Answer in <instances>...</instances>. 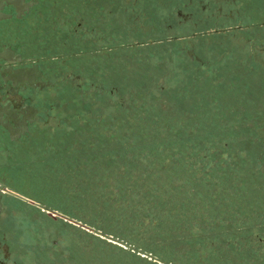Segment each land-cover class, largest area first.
<instances>
[{"label":"trees","instance_id":"obj_1","mask_svg":"<svg viewBox=\"0 0 264 264\" xmlns=\"http://www.w3.org/2000/svg\"><path fill=\"white\" fill-rule=\"evenodd\" d=\"M176 92L124 104L96 96L83 121L71 105L48 148L63 160L58 183L74 202L63 214L134 248L141 264H264L263 248L253 249L264 244L255 134L234 144L227 134L244 137L246 126L222 129L213 97Z\"/></svg>","mask_w":264,"mask_h":264},{"label":"rangeland","instance_id":"obj_2","mask_svg":"<svg viewBox=\"0 0 264 264\" xmlns=\"http://www.w3.org/2000/svg\"><path fill=\"white\" fill-rule=\"evenodd\" d=\"M105 1L99 0L101 5ZM254 1L256 4L264 2ZM42 3L45 9L43 14L46 15L39 24L32 18L31 22L22 20L8 25L10 35L13 33L12 36L21 42L30 43L34 57H56V60H50L57 64L55 67L49 61L40 63V67L46 70L45 79L52 82V86L31 94V98L36 96L38 104L41 102L38 114L44 128L32 131L28 140L11 147L8 157L0 150V164L7 170L8 181L16 188L17 196L24 205L42 212L47 209L62 224L56 226L42 218L32 219L29 211L25 210L26 214L16 208L5 228L6 234L12 248L23 255V264H141L137 257L143 255L135 252L134 248L113 246L116 241L114 244L111 241L116 238L102 236L98 231L76 223L72 217L63 214L62 210L72 208L74 202L58 183L60 173L55 166L63 160L48 148H54L58 131L70 124L67 114L71 105L73 111L76 110L75 116L83 121L84 115L81 113L97 107L96 96L109 97L111 101L124 104L136 102L139 96H164L166 93L176 99L178 89L190 100L203 93L207 98L214 99L210 101L216 114H210L216 116L214 123L222 129L227 125L247 127L240 132L246 135L244 137L239 138L238 133L227 134L234 144L240 139H248L247 134H255L253 137L260 145L264 172L263 45L257 44V49L250 50L239 48L231 41L219 42L215 38H207L206 43H199L198 39L188 42L173 40L172 37L178 34L164 28L162 9L155 10L153 15L158 30L142 33L131 32L122 13L110 17L112 23L107 25L105 20L108 18L95 12L90 0H42ZM72 11L83 17L66 16ZM64 12L69 14L65 15ZM250 21L255 22L256 26L249 32L248 37L252 38L258 31L261 33L262 29L257 24L264 22V18H240L238 24L244 26ZM91 26L102 27L100 30L104 33L97 28L90 29ZM110 36L112 43L107 40ZM149 40L157 42L150 44L147 42ZM135 42H141V45L129 48ZM117 45L128 46L112 51ZM92 48L101 58L112 51L111 54L117 59L101 62L88 53L71 57ZM257 62L262 64L255 65ZM53 67L56 71L50 75L47 69ZM69 87L76 90L77 95ZM72 98H75L76 104H72ZM201 103L204 111L211 110L207 108V100L202 99ZM45 128L51 134L49 139L45 138ZM67 220H72L78 226L65 225ZM5 224L6 221L0 217V227ZM259 237L264 239V233L260 232ZM53 240L57 241L56 249L64 257L55 260L47 258V248H50ZM258 246L264 250V244H255L253 249Z\"/></svg>","mask_w":264,"mask_h":264},{"label":"flooded vegetation","instance_id":"obj_3","mask_svg":"<svg viewBox=\"0 0 264 264\" xmlns=\"http://www.w3.org/2000/svg\"><path fill=\"white\" fill-rule=\"evenodd\" d=\"M255 2L254 0H106L101 5L99 0H95V2L90 0L93 10L108 18L105 20L107 25L112 23L110 17L116 13H122L125 15V22L131 32L154 33L158 30V23L153 20V15L155 10L162 9L164 28L178 34L172 37L173 40L188 42L191 39H198L199 43H203V41L206 43L207 38H215L214 40H219V42L222 40L231 41L239 48L245 47L250 50L257 49V44H262L264 48V22L257 24L262 29L261 33L258 31L254 34L256 36L249 38V32L256 27L255 22L250 21L243 26L238 24V21L240 18L249 20L264 18V2L259 4ZM52 3L55 4V2ZM43 12L45 9L42 0H0V150L7 157L10 155L11 147L16 144L21 145L28 140L32 131L43 128L41 117L38 114L41 102L38 104L36 96L31 98V94L34 95L33 92L42 91V88L52 86V82H47L45 79L46 70L40 67V63L49 61L51 66L57 65L54 61H50L56 57L45 59L34 57L30 43L21 42L15 38L16 36H12L13 33L10 35L8 24L22 20L31 22L32 18H35V22L39 24L46 15ZM64 13L65 15L69 14ZM77 15L80 14L72 11L70 15L66 16ZM65 24L68 29L67 23ZM94 28L102 32L100 30L102 27H90V29ZM69 33H73V31H69ZM111 37L107 38L109 43H112ZM11 38L13 39L11 40ZM147 42L155 44L157 41L149 40ZM139 45L141 42H135L130 44L129 48H136ZM127 46L117 45L112 51L126 49ZM112 51L105 53V56L103 55L101 58L100 54L92 48L71 57L88 53L94 55L96 60H102L101 62L115 61L117 57L111 54ZM254 64L259 65L262 62ZM54 67L50 70L47 69L51 72L50 75H54L56 71ZM46 83L50 84L46 85ZM7 175V170L0 164V217L6 221V227H0V264H23V255L18 254L12 248L5 229L16 208L23 212L29 211L28 214L32 219L42 218L56 226L62 222L47 209L42 212L24 205L17 196L16 188L8 181ZM71 221L67 220L64 224H72V227L73 225L78 226ZM88 235L94 236L91 233ZM111 242L113 244L115 242L113 246L126 249L116 239ZM57 246L56 240L51 241L50 248H47V258L55 260L57 257H64L61 251L56 249Z\"/></svg>","mask_w":264,"mask_h":264},{"label":"water","instance_id":"obj_4","mask_svg":"<svg viewBox=\"0 0 264 264\" xmlns=\"http://www.w3.org/2000/svg\"><path fill=\"white\" fill-rule=\"evenodd\" d=\"M50 83H46V85H49Z\"/></svg>","mask_w":264,"mask_h":264}]
</instances>
